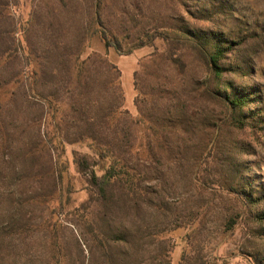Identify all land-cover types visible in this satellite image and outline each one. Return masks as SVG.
Returning <instances> with one entry per match:
<instances>
[{
	"label": "rangeland",
	"instance_id": "obj_1",
	"mask_svg": "<svg viewBox=\"0 0 264 264\" xmlns=\"http://www.w3.org/2000/svg\"><path fill=\"white\" fill-rule=\"evenodd\" d=\"M183 27L238 38L260 127ZM262 118L264 0H0V264H264Z\"/></svg>",
	"mask_w": 264,
	"mask_h": 264
},
{
	"label": "trees",
	"instance_id": "obj_2",
	"mask_svg": "<svg viewBox=\"0 0 264 264\" xmlns=\"http://www.w3.org/2000/svg\"><path fill=\"white\" fill-rule=\"evenodd\" d=\"M183 28L185 31H188L189 33L191 32L196 38V41L194 42L197 43L200 56L205 60L210 69L213 70L212 73L214 74V81L216 85L215 90L219 94L218 97L232 110L233 121L242 127L248 126L249 122L254 127H260L254 122V120H252L256 116H259L258 112L260 114V108L250 110L248 108V105L251 102L250 97L246 95L245 92H242V88L234 81L229 78H223L228 70L238 73V71L242 69L240 65L241 63L239 62L235 63L234 66L229 64V68L225 64V60L228 59L227 54L240 44L238 38L227 37L224 33L219 34L208 31V33L205 34L202 30L196 29L192 31L188 30V28ZM95 31L99 34L106 47L109 48L115 46L113 38L110 36L105 27L100 26ZM86 63L87 61H76L75 66L82 68L85 67ZM238 76L240 75L238 74ZM220 81L223 83H219ZM226 87H229L230 91H225V89H227ZM245 109H249V112H245ZM262 120H264V118H262ZM80 159L79 163L82 167H92V184L95 190L104 194L113 182L114 178L118 175L120 169L117 167V162H119V160L117 161L114 156L111 157L102 148L97 149V156L95 160L91 161L87 157ZM241 191L242 192H239L240 194H246L245 191ZM254 198L258 199L256 197ZM262 214H264V212H262Z\"/></svg>",
	"mask_w": 264,
	"mask_h": 264
}]
</instances>
